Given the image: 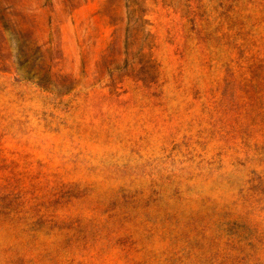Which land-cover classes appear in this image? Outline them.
Segmentation results:
<instances>
[{
	"label": "rangeland",
	"instance_id": "rangeland-1",
	"mask_svg": "<svg viewBox=\"0 0 264 264\" xmlns=\"http://www.w3.org/2000/svg\"><path fill=\"white\" fill-rule=\"evenodd\" d=\"M0 264H264V0H0Z\"/></svg>",
	"mask_w": 264,
	"mask_h": 264
}]
</instances>
